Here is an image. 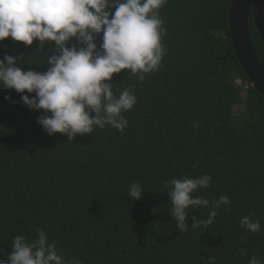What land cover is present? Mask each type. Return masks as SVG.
I'll use <instances>...</instances> for the list:
<instances>
[{
	"label": "trees",
	"instance_id": "16d2710c",
	"mask_svg": "<svg viewBox=\"0 0 264 264\" xmlns=\"http://www.w3.org/2000/svg\"><path fill=\"white\" fill-rule=\"evenodd\" d=\"M231 1L167 0L159 10L166 29L159 69L143 81L122 70L106 82L115 95L127 88L137 98L123 113V132L106 126L72 140L49 136L37 123L43 112L29 111L15 90L0 88V260L7 261L16 236L32 242L38 228L66 261L83 264L264 260V98L250 88L228 38ZM249 33L264 67L251 19ZM95 42L99 49L102 34ZM56 47L8 38L0 41V59L14 55L24 71L46 72ZM204 174L210 187L194 195L209 206L188 209V230L181 232L164 182ZM137 182L139 200L129 196ZM222 195L229 210L221 205L212 225L192 230L193 218L206 220ZM244 216L258 220L261 231L245 233Z\"/></svg>",
	"mask_w": 264,
	"mask_h": 264
},
{
	"label": "clouds",
	"instance_id": "9594fccd",
	"mask_svg": "<svg viewBox=\"0 0 264 264\" xmlns=\"http://www.w3.org/2000/svg\"><path fill=\"white\" fill-rule=\"evenodd\" d=\"M166 3L167 0H0V41L11 38L25 46L34 41L41 45L54 42L57 46L46 59V72L24 71L16 56L6 54L0 59V88L15 90L29 111L43 112L37 123L49 136L67 134L72 140L77 134H91L106 126L123 132L128 126L123 113L134 109L137 98L127 88L115 95L112 85L106 82L122 70H130L143 81L146 74L159 69L165 55L162 36L166 31L159 10ZM101 34L98 49L95 41ZM25 92L35 95L30 98ZM5 99L16 103L10 95ZM210 184L207 174L164 182L171 199V214L181 232L188 230V209L209 206L207 198L194 193ZM129 187V196L141 199V185L137 182ZM230 204L223 195L214 200L206 220L193 218L192 230L212 225L217 209L224 205L228 211ZM239 223L245 233L261 231L260 222L248 216ZM37 234L32 242L16 236L11 254L0 264H83L75 258L66 261L56 245L48 242L43 229L38 228ZM239 253L246 255L243 248ZM248 264H264V260L254 255Z\"/></svg>",
	"mask_w": 264,
	"mask_h": 264
},
{
	"label": "water",
	"instance_id": "95a60500",
	"mask_svg": "<svg viewBox=\"0 0 264 264\" xmlns=\"http://www.w3.org/2000/svg\"><path fill=\"white\" fill-rule=\"evenodd\" d=\"M252 0H232L228 16V38L232 43L234 55L246 75L250 88L255 89L264 98V67L252 45L249 33V14ZM254 25L264 46V18H254ZM229 56L218 57L219 61Z\"/></svg>",
	"mask_w": 264,
	"mask_h": 264
},
{
	"label": "flooded vegetation",
	"instance_id": "af4514ba",
	"mask_svg": "<svg viewBox=\"0 0 264 264\" xmlns=\"http://www.w3.org/2000/svg\"><path fill=\"white\" fill-rule=\"evenodd\" d=\"M259 15H261L264 18V0H252L250 6L249 20L251 19L253 25H254V18Z\"/></svg>",
	"mask_w": 264,
	"mask_h": 264
}]
</instances>
